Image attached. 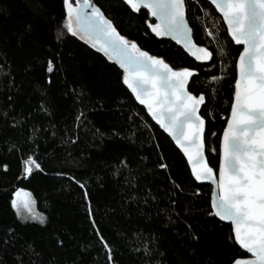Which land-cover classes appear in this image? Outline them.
Returning a JSON list of instances; mask_svg holds the SVG:
<instances>
[{
    "label": "trees",
    "instance_id": "1",
    "mask_svg": "<svg viewBox=\"0 0 264 264\" xmlns=\"http://www.w3.org/2000/svg\"><path fill=\"white\" fill-rule=\"evenodd\" d=\"M94 2L142 50L196 69L188 91L206 96V157L217 170L242 45L205 0L185 3L194 42L214 53L207 63L156 38L146 9ZM64 20L63 0H0V264H231L247 256L233 243L231 225L208 214L211 186L194 180L123 83L122 69L67 33ZM29 155L41 167L24 178ZM20 188L43 222L17 216L11 201Z\"/></svg>",
    "mask_w": 264,
    "mask_h": 264
},
{
    "label": "snow or ice",
    "instance_id": "2",
    "mask_svg": "<svg viewBox=\"0 0 264 264\" xmlns=\"http://www.w3.org/2000/svg\"><path fill=\"white\" fill-rule=\"evenodd\" d=\"M210 3L223 17L231 40L243 45L236 62L231 114L219 142V179L204 156L206 121L199 109L206 103V96L193 95L186 87L196 75V69L171 67L164 58L142 50L135 41L122 35L114 21L92 0H76L75 3L63 0V28L119 65L123 83L147 109L151 119L175 141L187 158L194 180L212 182L208 214L230 222L233 243L250 254L238 255L231 264H264V0H210ZM122 4L132 13L147 9L148 15L156 20L147 27L157 37L170 36L198 62L213 60V51L192 39L193 30L185 18V0H122ZM205 32L213 36L210 30L205 29ZM62 35L61 32L58 39ZM220 51L227 54L222 48ZM48 71H53L51 60ZM218 79L220 77H210L213 81ZM158 166L168 167L164 163ZM40 167L29 155L23 161V177L27 178ZM4 170H8L7 165ZM21 192L23 190L18 189L11 201L17 216L23 209L33 219L38 218L32 210L31 199H19ZM23 195L30 196L27 192ZM175 203L173 200L172 204ZM39 218L43 222V217ZM102 243L111 262V248L107 242L102 240ZM145 254L151 255L147 247Z\"/></svg>",
    "mask_w": 264,
    "mask_h": 264
},
{
    "label": "water",
    "instance_id": "3",
    "mask_svg": "<svg viewBox=\"0 0 264 264\" xmlns=\"http://www.w3.org/2000/svg\"><path fill=\"white\" fill-rule=\"evenodd\" d=\"M206 2H208L214 9H215V11L217 12V10H216V8H215V6L214 5H212L211 3H210V0H205ZM76 2V0H74V3ZM92 2L95 4V2H94V0H92ZM97 6V5H96ZM147 10V9H146ZM217 14L221 17V19H222V21H223V17L220 15V13H218L217 12ZM150 18H152L155 22H156V20H155V18L154 17H150ZM185 18H186V13H185ZM186 20H187V18H186ZM154 22V23H155ZM224 24V23H223ZM190 26V25H189ZM224 26H225V28H226V31H227V25H225L224 24ZM153 34V33H152ZM227 34H228V32H227ZM156 38H158V39H169V40H171L173 43H175L177 46H179L192 60H194V61H196L195 60V58L194 57H192L185 49H184V47L182 46V45H180V44H177L176 43V41L175 40H173L170 36H161V37H157L155 34H153ZM229 36V35H228ZM230 37V36H229ZM79 38V37H78ZM231 38V37H230ZM192 39H193V37H192ZM83 41V40H82ZM84 42V41H83ZM85 43V42H84ZM87 44V43H86ZM88 46H90L91 47V45H89V44H87ZM92 49H94V50H96L95 48H93V47H91ZM97 51V50H96ZM241 51H243V45H242V49L240 50V52ZM99 52V51H98ZM240 52H239V54H238V56H237V58H236V61H235V79H236V62H237V60L239 59V55H240ZM99 53H101V52H99ZM102 55H103V53H101ZM107 58V57H106ZM113 62V61H112ZM196 62H198V61H196ZM198 63H207V62H198ZM119 66V65H118ZM196 74H197V71H196ZM191 79V78H190ZM187 87V89H188V86H186ZM130 90V89H129ZM130 92H131V90H130ZM234 92H235V81H234V91H233V95H232V100H233V97H234ZM134 97V96H133ZM134 99H135V97H134ZM232 100H231V103H232ZM135 101H136V99H135ZM137 102V104L138 105H140L139 103H138V101H136ZM203 105V104H202ZM202 105H201V107H202ZM140 106H142L144 109H145V111H146V113H147V109L143 106V105H140ZM201 107H200V109H201ZM200 109H199V114H200ZM148 114V113H147ZM231 114V104H230V109H229V113H228V116ZM149 116V115H148ZM227 116V117H228ZM150 117V116H149ZM151 118V117H150ZM203 118V117H202ZM153 121V120H152ZM154 123H155V121H153ZM156 124V123H155ZM226 125H227V119H226V122H225V125H224V127H226ZM159 126V125H158ZM224 127H223V129H224ZM160 128V127H159ZM223 129H222V132H221V134H220V138H219V142H220V139H221V137H222V135H223ZM162 130V129H161ZM163 131V130H162ZM167 136H168V134L167 133H165ZM170 139H171V141L173 142V144L175 145V147L179 150V148L176 146V144H175V141H173L172 140V138L170 137V136H168ZM180 151V150H179ZM180 153L183 155V153L180 151ZM204 156H205V161L208 163V161H207V157H206V150L204 151ZM183 157H184V155H183ZM184 159L186 160V163H187V165H188V162H187V158L186 157H184ZM208 165H209V163H208ZM188 167H189V170H190V173H191V168H190V166L188 165ZM209 167H211L210 165H209ZM212 168V167H211ZM213 171H214V175L216 176V178L217 179H219V156H218V166H217V170H214L213 169ZM197 183H199V184H206V185H209V186H211V194H210V205H211V199H212V193H213V188H214V185L212 184V182L211 181H199V182H197ZM218 218V217H217ZM219 219V218H218ZM222 222H224V223H227V224H230L231 225V223L230 222H227V221H222ZM231 228H232V226H231ZM233 234V233H232ZM233 237H234V234H233ZM239 246V245H238ZM242 250V249H241ZM244 251V250H243ZM246 255L247 256H249L250 254H247L246 253ZM246 257V256H245ZM243 258V257H242Z\"/></svg>",
    "mask_w": 264,
    "mask_h": 264
},
{
    "label": "rangeland",
    "instance_id": "4",
    "mask_svg": "<svg viewBox=\"0 0 264 264\" xmlns=\"http://www.w3.org/2000/svg\"><path fill=\"white\" fill-rule=\"evenodd\" d=\"M20 189H22V188H20ZM17 190H18V189H17ZM17 190H16V191H17ZM22 190H23V192H27V193L30 194L29 191H27V190H25V189H22ZM16 191H15V192H16ZM15 192H14V193H15ZM23 192H21V195H20L19 199H20V200H26V199H29V198H30L31 201L33 202V203H32V210L34 211V213L37 215L38 218L33 219L28 213L24 212L23 209L21 210V215L18 216V217H19L21 220H33V221H39V222H41V220H40L39 217H43V215L37 210V208H36V206H35V201H34L32 195L30 194L29 197H25V196L23 195ZM12 199H13V198H12ZM14 210H15V212H16V209H14ZM16 214H17V212H16ZM43 219H44V217H43Z\"/></svg>",
    "mask_w": 264,
    "mask_h": 264
}]
</instances>
